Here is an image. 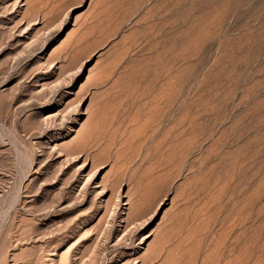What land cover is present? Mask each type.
I'll return each instance as SVG.
<instances>
[{
  "label": "rangeland",
  "instance_id": "rangeland-1",
  "mask_svg": "<svg viewBox=\"0 0 264 264\" xmlns=\"http://www.w3.org/2000/svg\"><path fill=\"white\" fill-rule=\"evenodd\" d=\"M0 264H264V0H0Z\"/></svg>",
  "mask_w": 264,
  "mask_h": 264
}]
</instances>
